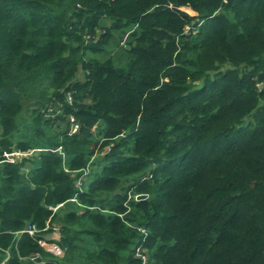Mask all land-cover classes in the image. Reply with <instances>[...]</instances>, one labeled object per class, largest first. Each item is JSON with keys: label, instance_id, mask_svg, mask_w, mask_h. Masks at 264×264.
<instances>
[{"label": "trees", "instance_id": "16d2710c", "mask_svg": "<svg viewBox=\"0 0 264 264\" xmlns=\"http://www.w3.org/2000/svg\"><path fill=\"white\" fill-rule=\"evenodd\" d=\"M0 264H264V0H0Z\"/></svg>", "mask_w": 264, "mask_h": 264}, {"label": "built area", "instance_id": "2783aa9c", "mask_svg": "<svg viewBox=\"0 0 264 264\" xmlns=\"http://www.w3.org/2000/svg\"><path fill=\"white\" fill-rule=\"evenodd\" d=\"M188 30V27H185V31ZM66 102L68 104H70V96L69 94H67L66 96ZM74 131V128H72L71 132ZM38 150H26V151H17V150H12L10 152H3L2 153V158L4 162H8V163H15V162H19L22 159H26V158H30L31 156H33V154L35 152H37ZM79 179L76 180V187H80V183H79ZM136 198V196L134 197V199ZM74 201V200H72ZM55 208L52 209V211H54ZM26 233L27 235L31 236V237H36L37 239V245L44 251L47 252L53 256H56L58 258L62 257V250L55 244V242L58 240L59 237V232H58V227L57 226H53V225H49L48 222L45 223L44 228L41 230H36L33 226H28L24 231H21L19 233ZM139 232L141 234H144V232L142 230H139ZM42 235H50V239L44 240L41 239L40 236ZM143 251H139V249L135 250V255L136 257L145 260L144 256L142 255ZM38 255H35L34 257L30 258V260H34L35 258H37Z\"/></svg>", "mask_w": 264, "mask_h": 264}, {"label": "rangeland", "instance_id": "374dc122", "mask_svg": "<svg viewBox=\"0 0 264 264\" xmlns=\"http://www.w3.org/2000/svg\"><path fill=\"white\" fill-rule=\"evenodd\" d=\"M76 79H79V80L82 79V72H81V71H78V73H77V75H76ZM259 86H260V85H259ZM259 86H258V87H259ZM35 101H36V100H35ZM35 101H34V103H35ZM40 102H41V101H39V103H40ZM41 105H42V104H41ZM41 105H40V106H41ZM44 106H45V104H44ZM23 107H24V109H27V108H28V103L24 101V102H23ZM50 110H51V109H50ZM22 117L27 118V119L29 118L28 115H27V113L23 114ZM53 226H56V225L53 224Z\"/></svg>", "mask_w": 264, "mask_h": 264}, {"label": "water", "instance_id": "95a60500", "mask_svg": "<svg viewBox=\"0 0 264 264\" xmlns=\"http://www.w3.org/2000/svg\"><path fill=\"white\" fill-rule=\"evenodd\" d=\"M261 86H259L260 88ZM145 196L144 195H139V196H136L135 200H140V199H144ZM41 239H44V240H49L50 239V235H42L40 236Z\"/></svg>", "mask_w": 264, "mask_h": 264}]
</instances>
